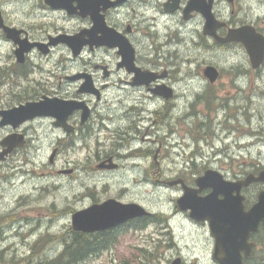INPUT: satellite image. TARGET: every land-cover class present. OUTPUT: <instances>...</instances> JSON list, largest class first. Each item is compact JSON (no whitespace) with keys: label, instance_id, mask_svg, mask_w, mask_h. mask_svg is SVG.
<instances>
[{"label":"flooded vegetation","instance_id":"1","mask_svg":"<svg viewBox=\"0 0 264 264\" xmlns=\"http://www.w3.org/2000/svg\"><path fill=\"white\" fill-rule=\"evenodd\" d=\"M7 2L9 0H0V182H8L10 158L28 145V127L35 124L49 125L61 132V136L54 139L53 151L56 154L60 152L59 146L72 148L77 140L86 147L92 141L96 148L105 149L108 145V152L96 156L94 166L88 169L96 167L102 173L131 172L139 168L138 161L150 159L144 173L152 174L153 163L158 164L159 150L154 152L145 145L152 126L147 122H161L170 109L177 108V104L170 109L162 107L163 111L159 113H165L164 116L158 113L156 121H147L149 111L144 101L135 99L128 104L123 98L138 91L145 92L144 99L148 101L157 98L165 104L174 102L180 92L176 86L184 82L181 78H174L178 74V65L201 64L206 56L211 62H202L200 73L193 75L197 81L190 80L201 84L202 88L196 90L194 103L203 102L200 93L210 96L224 79L235 85L241 77L255 75L258 78L264 71V54L261 65L253 68L242 43L222 42L230 32L245 27L252 28L264 40V13H249L244 5L247 0H64L70 12L52 8L46 0H19L30 7L25 9L28 20L21 22L11 21L5 9L4 3ZM4 27L15 30L12 38L8 37ZM76 36L82 43L81 52L76 57L68 44L55 42L60 37ZM187 46L194 51L186 56L183 51ZM20 48L24 49L21 56L17 54ZM124 48L132 54V60L131 55L128 60L123 57ZM61 50H68L70 56L59 58ZM220 58L231 59L230 68L221 67ZM57 62L63 67L61 76L45 66ZM207 67L218 71V78L212 83L204 75ZM86 82L91 92L81 91ZM164 90L171 94V98L159 96L158 93ZM109 95L119 98V105L99 106ZM47 100L85 104L87 120L82 122V110H66L61 127L56 124L62 117L53 116H38L17 128L2 124V113ZM208 103H204L205 109L212 114L214 107L207 106ZM197 115L191 103L183 117L178 116L183 120L192 119L191 136L195 143L204 140L200 134L202 129L206 128L204 137L212 135L211 122L201 123ZM13 136H22L24 144L7 153L9 147L5 140ZM195 154L196 151L184 161L183 168H188L178 170L172 176H164V187L176 193L172 208L168 209L172 214L165 211L161 218L152 214L148 218L150 220L137 219L121 227L89 235L107 241L89 258L108 254L113 259L111 264H127L111 255L113 248L121 245L123 235L120 231L129 227L137 230L138 225L142 230L152 222L160 226L156 230V239L152 237L150 242L142 241V244L131 248L135 252L147 253L149 259L142 264H161L162 261L163 264H264V203L259 202L260 195H264V182L242 185L249 176L258 178L264 172V165L251 164L239 172L206 169L200 165L196 169ZM219 156L229 158L223 152L214 154L212 158L216 160ZM248 156L260 160L261 154ZM100 165H114L115 168L102 169ZM208 171L220 175L219 183L230 185L226 189L208 186L201 189L197 183ZM213 193L215 202L225 203L214 207L210 219L195 217L190 209H181L177 204L184 197L201 199ZM112 200L123 203L117 198ZM131 203L134 202L123 204ZM174 222L185 228L190 226L189 234L196 238L195 248L184 252L175 244L177 241L170 242L171 224ZM181 232L180 239H183L185 234L183 230ZM64 253L61 251V256ZM65 258L67 260V256Z\"/></svg>","mask_w":264,"mask_h":264},{"label":"rangeland","instance_id":"2","mask_svg":"<svg viewBox=\"0 0 264 264\" xmlns=\"http://www.w3.org/2000/svg\"><path fill=\"white\" fill-rule=\"evenodd\" d=\"M4 4L11 21L28 20L25 9H29V5H24L19 0H9ZM245 4L249 13H264V0H247ZM193 51L187 46L183 54L187 56ZM69 56L68 50L58 52L59 58L67 59ZM204 61L211 62L210 57H204L201 64L178 65V74L176 72L174 78H181L184 82L177 84L180 92L174 102L165 104L162 99L157 98L148 101L144 99L146 93L138 91L123 98L128 104H132L135 99L144 101L149 111L147 121H156L158 113L163 111L162 107L168 106L170 109L177 104L176 109L169 110L166 119L154 124L147 122L152 126L145 145L154 152L159 150L156 160L158 164L153 163L152 174L144 173L150 165V159L138 161L139 168L131 172L102 173L96 167L95 171L88 169L94 166L93 159L96 156L105 154L109 149L108 145L105 149L96 148L93 141L86 142L87 147L79 140L72 148L59 146L60 152H55L50 162L55 148L54 139L60 137L61 132L53 130L49 125L35 124L28 127V145L10 158V178L8 182H0V264H41L48 259H55L63 251L65 241L70 242L71 234L68 233L71 231L72 215L112 198L120 199L123 203L134 202L154 214L155 218H161L165 211L172 214L168 209L172 208L176 193L164 187V176H172L174 172L188 168H183V163L194 151L197 152L196 169L201 166L239 172L251 164L264 165V71L258 78L255 75L241 77L235 85L224 79L213 94L205 97V92L200 93L203 102L194 103L197 98L195 92L201 88V84L191 83L190 80L197 81L193 75L200 73V65ZM231 61L220 58L219 63L221 67L228 69ZM58 64L45 66L47 70L61 76L63 67ZM208 102L210 107H214L212 114L205 109L204 105ZM191 103L193 110L195 107L198 113V121L211 122L209 125L212 135L204 137L206 128L202 129L200 134L204 140L197 143L191 136L192 119L178 118L189 110ZM118 105L119 98L111 95L106 96L99 104L103 107ZM164 115L165 113L161 116ZM218 152L228 154L229 158H212ZM248 154H261L260 160L257 157L253 159ZM167 170L171 171L166 172ZM148 224L150 225L142 230L129 227L120 231L123 235L121 245L113 248L111 253L115 260L125 261L127 264H142L149 259L147 253L131 249L142 244V241L150 242L152 237L156 239V230L160 226L152 222ZM171 229L173 233L170 242L177 241L175 244L184 252L188 248H195L196 238L189 234V225L185 228L174 222ZM181 230L185 234L183 239H180ZM47 240L50 243L46 245L44 242ZM105 255L89 258L79 264H111L112 257Z\"/></svg>","mask_w":264,"mask_h":264},{"label":"water","instance_id":"3","mask_svg":"<svg viewBox=\"0 0 264 264\" xmlns=\"http://www.w3.org/2000/svg\"><path fill=\"white\" fill-rule=\"evenodd\" d=\"M46 2L52 8L65 9L70 12V9L65 6L64 0H46ZM0 27H2L1 18ZM3 29L7 33V35H9L8 37L12 38L11 34L15 30L8 29L5 27ZM233 41L242 43L245 46L253 68H258L261 65L264 54V40L260 36H257L252 28L245 27L239 30H234L230 32L225 38V40H223L222 42ZM55 42H62L68 44L71 48V52L74 57L78 56L81 52L82 43L80 42L78 36L73 38L60 37ZM23 51L24 49L20 48L17 54L21 56L23 54ZM122 54L123 57L127 60L131 55L130 60H132V54H128L127 49H122ZM204 75L212 83L218 78V71L213 67H207L204 71ZM81 91L86 93L91 92V89L89 88L87 82L85 83ZM158 94L159 96H162L166 99L171 98V94L167 90H164L163 92H160ZM47 101L48 102H40L37 104H27L26 106H21L20 108L2 113V124L8 123L11 124L13 128H17L20 124L24 123L25 121L32 120L35 117L53 116L57 117L58 119L62 117V119L59 120L60 123L56 124V126L61 127V121L65 120L63 119V116L66 110L70 112L82 110V122L84 123L87 120L88 111L87 107L84 106L85 104H79L75 102H61L58 100ZM8 141L10 143H8ZM5 142L9 147L7 153H11L15 148H20L24 144L22 136H13L12 138L6 139ZM54 156L55 152L52 154L50 162H52ZM108 163L111 164V160H109ZM99 168L113 169L115 168V166L110 165L105 167L104 165H100ZM65 174H67V172ZM219 179H221L219 174L212 171H208L206 172L205 176L198 181L197 184L201 189L205 186L226 189L230 185L227 183L222 184V182L219 183ZM252 182H264V172H262L258 176V178L249 176L248 178H246L242 185L247 186ZM214 193L206 198L201 199L188 200L187 197H184L182 199H179L177 201V204L181 209H190L195 217L199 216L198 218L210 219L214 207L219 205L220 203H225L215 202ZM259 202L260 204L264 203V195H260ZM258 208L259 206L256 207V209ZM150 215L151 214L149 212H147L144 208L137 204H122L120 202H117L116 200H108L101 204L92 205L82 211L75 212L71 217V226L74 232L83 234H94L105 232L110 229H115L117 227L127 224L128 222L134 219L146 218Z\"/></svg>","mask_w":264,"mask_h":264},{"label":"trees","instance_id":"4","mask_svg":"<svg viewBox=\"0 0 264 264\" xmlns=\"http://www.w3.org/2000/svg\"><path fill=\"white\" fill-rule=\"evenodd\" d=\"M209 104L210 103H208L207 106H209ZM141 227L142 226L139 225L137 226V228H141ZM68 234H71L70 236L72 237V239L70 237V243L69 242L67 243L65 241V245L63 249L65 253L62 256L61 254H59L52 261L49 262L46 261L43 263L41 262V264H79L80 262L87 260L90 255L95 254L96 251H99L98 247H101L107 243L105 239L101 237L99 238L97 236H89L80 233H75L72 231H70ZM71 240L73 244L71 243ZM44 243L47 245L48 243H50V241L47 240ZM67 244L70 247L66 246ZM65 256H67V260H65L66 259ZM62 261H64V263H62Z\"/></svg>","mask_w":264,"mask_h":264},{"label":"bare ground","instance_id":"5","mask_svg":"<svg viewBox=\"0 0 264 264\" xmlns=\"http://www.w3.org/2000/svg\"><path fill=\"white\" fill-rule=\"evenodd\" d=\"M181 100V99H180ZM223 136H225V135H223ZM228 137V136H227ZM224 138V137H223ZM173 148H174V146H173ZM10 221V220H9ZM13 222V221H12ZM18 225H20V224H18ZM70 237V236H69ZM71 239H72V237H71ZM68 240H69V238H68ZM67 242V241H66ZM74 242V241H73ZM70 243V242H69ZM71 243H72V240H71ZM75 243V242H74ZM91 243H92V241H91ZM73 244V243H72ZM75 245V244H74ZM66 246H69L68 244L66 245ZM70 247V246H69ZM48 261H50L49 259H48ZM52 261V260H51Z\"/></svg>","mask_w":264,"mask_h":264}]
</instances>
